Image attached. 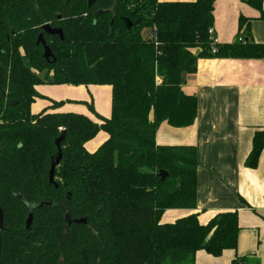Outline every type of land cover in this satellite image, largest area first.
Masks as SVG:
<instances>
[{
	"label": "trees",
	"instance_id": "1",
	"mask_svg": "<svg viewBox=\"0 0 264 264\" xmlns=\"http://www.w3.org/2000/svg\"><path fill=\"white\" fill-rule=\"evenodd\" d=\"M89 1L0 0V264H196L199 251L216 258L236 251L237 211L206 225L198 214L161 223L168 210L197 209L200 165L196 147L159 146L156 134L163 123L195 124L198 99L182 87L200 60L264 61V46L219 44L210 34L216 0ZM243 1L264 20V0ZM251 21L242 16L240 29ZM46 25L64 40L48 36ZM40 35L56 62L44 58ZM50 73L55 86L112 87L111 116L92 104L98 121L53 112L67 102L32 113ZM62 132L56 188L49 171ZM100 132L107 141L89 153L85 145ZM263 150L258 131L246 168H258ZM67 216L87 222L67 225Z\"/></svg>",
	"mask_w": 264,
	"mask_h": 264
},
{
	"label": "crops",
	"instance_id": "2",
	"mask_svg": "<svg viewBox=\"0 0 264 264\" xmlns=\"http://www.w3.org/2000/svg\"><path fill=\"white\" fill-rule=\"evenodd\" d=\"M242 16L252 20L250 29H240ZM214 19L213 30L219 44H232L243 38L245 42L264 46V20L243 0H216ZM41 86L44 85L37 87L38 93L50 102L37 99L31 106L32 113L51 108L53 102H67L53 112L82 114L95 121L87 108V104H92L99 115L111 116L110 86L54 85L40 90ZM182 90L198 99L196 122L181 129L163 123L156 134V143L196 147L200 165L198 207L168 210L161 223H174L198 214L199 222L206 225L220 213L237 211L240 226L237 250H227L217 258L199 251L196 264H234L236 260L238 264H264V150L257 169L245 166L255 133L264 131V61L202 59L197 73L187 78ZM107 139L108 135L100 132L85 148L95 153Z\"/></svg>",
	"mask_w": 264,
	"mask_h": 264
},
{
	"label": "water",
	"instance_id": "3",
	"mask_svg": "<svg viewBox=\"0 0 264 264\" xmlns=\"http://www.w3.org/2000/svg\"><path fill=\"white\" fill-rule=\"evenodd\" d=\"M94 1L95 0H90L89 6H91L94 3ZM100 14H101V12L98 13V15H100ZM57 17L59 19L61 18L60 15H58ZM125 22L127 24V28H130L131 23L128 20H126ZM43 30L49 36H59L62 41L64 40L63 31L61 29L52 28L50 25H46ZM38 44H42L44 47V55H43L44 58L47 61H52L53 63L56 62V59L54 58V55L52 54L49 46L46 44V42L43 39V35L39 36ZM65 135H66L65 132H62L60 138H58V140L56 141V147L58 149V153H57V157L52 161L51 168L49 171V182H50V184H54L56 188L58 187V185L55 182L56 169L58 168V166L60 165V163L62 161L63 153H62L61 144L65 141ZM160 176L162 177V179H164L168 176V174L166 172H161ZM49 205L52 206L51 204H49ZM32 219H33V217H32V215H30L29 219L27 220V228H29L31 226ZM86 222H87L86 219H80V220L72 221L69 216L66 217L67 225H72V223L80 225V224H86ZM4 229H5L4 213L0 207V231H4ZM0 252H1V240H0ZM62 264H65V263L62 262Z\"/></svg>",
	"mask_w": 264,
	"mask_h": 264
},
{
	"label": "rangeland",
	"instance_id": "4",
	"mask_svg": "<svg viewBox=\"0 0 264 264\" xmlns=\"http://www.w3.org/2000/svg\"><path fill=\"white\" fill-rule=\"evenodd\" d=\"M143 35H144V37H146V38H151L152 36H153V32L151 31V30H144L143 31ZM45 74H46V72H44L43 73V77H45ZM51 75L49 76V78L47 79V81H46V83H44V84H42V85H44V86H41L40 87V90L42 89V88H50V86H54V85H52V84H50L49 82H51L52 81V79H53V77H52V73H50ZM40 100H42V101H44V102H46L47 103V101H49L47 98H40ZM50 102V101H49ZM69 103V102H68ZM83 104V103H82ZM64 106V105H63ZM62 106V107H63ZM88 108V111L90 112V113H92L91 111H90V109H89V107H87ZM47 110H55V109H51V108H47ZM92 115H94L93 113H92ZM94 117H95V115H94ZM95 121H98L97 119L95 120Z\"/></svg>",
	"mask_w": 264,
	"mask_h": 264
},
{
	"label": "built area",
	"instance_id": "5",
	"mask_svg": "<svg viewBox=\"0 0 264 264\" xmlns=\"http://www.w3.org/2000/svg\"><path fill=\"white\" fill-rule=\"evenodd\" d=\"M210 34L214 35V30L213 29L210 30ZM239 42L245 43L243 38H240Z\"/></svg>",
	"mask_w": 264,
	"mask_h": 264
},
{
	"label": "flooded vegetation",
	"instance_id": "6",
	"mask_svg": "<svg viewBox=\"0 0 264 264\" xmlns=\"http://www.w3.org/2000/svg\"><path fill=\"white\" fill-rule=\"evenodd\" d=\"M48 35V34H47ZM49 36V35H48ZM39 39V38H38ZM42 45V44H41ZM43 46V45H42ZM44 48V47H43ZM1 240V239H0Z\"/></svg>",
	"mask_w": 264,
	"mask_h": 264
}]
</instances>
